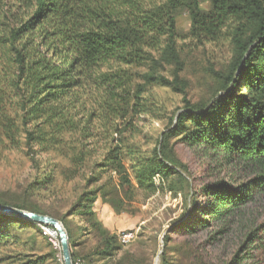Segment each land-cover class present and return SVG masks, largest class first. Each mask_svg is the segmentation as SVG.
Here are the masks:
<instances>
[{"label":"trees","instance_id":"1","mask_svg":"<svg viewBox=\"0 0 264 264\" xmlns=\"http://www.w3.org/2000/svg\"><path fill=\"white\" fill-rule=\"evenodd\" d=\"M182 12L190 20L189 41L226 37L232 55L215 73L212 97L184 99L151 151L143 152L132 141L124 144L132 136L123 137L121 122L152 114L162 121L147 88L186 94L177 30ZM164 63L172 65L171 79L157 72ZM145 67L144 84H136L135 71ZM176 147L203 160V174L190 189L187 212L163 236L164 247L173 232L208 231L207 248L252 208L228 259L197 245L194 260L264 264V215L256 210L264 204V0H0V159L18 152L39 169L27 196L0 199L1 206L57 219L72 264L81 243L70 225L80 217L88 228L82 231L96 240L83 262L109 264L121 244L97 219L95 203L100 197L119 215L137 196L184 191L186 166ZM47 156L53 163L41 161ZM59 182H79L62 212ZM28 195L54 203L40 205ZM41 226L0 213V264H63ZM161 264H170L164 253Z\"/></svg>","mask_w":264,"mask_h":264},{"label":"rangeland","instance_id":"2","mask_svg":"<svg viewBox=\"0 0 264 264\" xmlns=\"http://www.w3.org/2000/svg\"><path fill=\"white\" fill-rule=\"evenodd\" d=\"M177 30L182 37L179 45L182 48L181 57L185 62L182 76L188 83L186 94L174 93L170 89L160 86L147 88L151 89L152 97L156 100L155 108L162 109L160 112L162 121L156 120L157 115L152 114L150 116L134 115L121 122L124 123L123 127H126V131L122 134L123 137L132 136V140H123L124 144H128L126 141H132L133 145L139 147L143 152L151 151L160 132L164 129L167 118L184 105V99L199 103L206 102L212 97L215 88V73L223 71L232 55V46L226 37L204 45L189 41L187 33L190 30V20L186 12H182L178 16ZM147 71L146 67L135 71L136 84H144L141 76ZM157 72L171 79L172 65L164 63L163 68L158 69ZM114 139L116 140L115 145L120 143L119 137L115 136ZM176 151L181 162L186 166V173L182 172L185 178L184 191L176 193L165 191L149 199L137 196L125 205V212L119 215L115 214L109 205L103 203L100 197L95 203L94 212L97 219L110 233L116 236L122 232L133 231L136 233L135 240L129 245H121L122 250L110 262L108 261L109 264H161L163 253L166 254L170 264H195L193 249L197 245L204 247L203 242L209 238L208 231L200 232L195 237L183 236L179 232H173L169 236L171 240L168 242V248H165L163 243V236L178 221L180 216L182 217L187 212L192 198L190 189L200 186L199 179L202 178L203 174V160L198 159L186 148L176 147ZM44 159L47 162L53 161L51 156L44 157L41 161L45 162ZM60 165L66 166V162L61 160ZM37 167L35 163L21 153L9 152L5 154L3 159H0V199L13 202L27 196L25 195L26 186L36 177L39 171ZM78 184L79 182H59L58 189L61 191L59 195L64 193L65 196L64 202L57 204L59 212L66 211L68 203L73 199L72 193L78 188ZM29 200L40 205L54 203L45 199L38 200L37 196H30ZM252 210L251 208L248 211L246 218L236 221L232 225L231 232L221 240L210 244L207 248L204 247L213 258L228 259L236 250L240 242L241 225L248 219H252L250 215ZM256 210L259 214L264 215V204L257 206ZM261 220L260 218L259 221ZM72 223L70 225L71 230L76 233V238L81 243L76 250L78 252L76 261L80 260L83 264H87L86 261L83 262L84 253L96 245V240L92 234L87 235V230L82 231L87 226L80 217H74ZM41 228V235L49 238L62 261L57 236L51 238L48 236L51 229ZM83 233L85 235L81 237L80 234Z\"/></svg>","mask_w":264,"mask_h":264},{"label":"water","instance_id":"3","mask_svg":"<svg viewBox=\"0 0 264 264\" xmlns=\"http://www.w3.org/2000/svg\"><path fill=\"white\" fill-rule=\"evenodd\" d=\"M0 213L14 215L19 218L34 222L38 225L49 226L52 229V231L56 233L57 238L59 240L63 264H72L67 233L63 228L62 224L57 219H54L46 215H39L33 212L24 211L10 206H4V205L1 206V204H0Z\"/></svg>","mask_w":264,"mask_h":264},{"label":"built area","instance_id":"4","mask_svg":"<svg viewBox=\"0 0 264 264\" xmlns=\"http://www.w3.org/2000/svg\"><path fill=\"white\" fill-rule=\"evenodd\" d=\"M136 238V233L133 231L129 232H122L118 235V242L123 245H129L131 242H133ZM75 264H83L82 261L77 260Z\"/></svg>","mask_w":264,"mask_h":264},{"label":"bare ground","instance_id":"5","mask_svg":"<svg viewBox=\"0 0 264 264\" xmlns=\"http://www.w3.org/2000/svg\"><path fill=\"white\" fill-rule=\"evenodd\" d=\"M42 227V226H41ZM48 236H50L51 238H54L56 235V233H54V231H52V229L50 230Z\"/></svg>","mask_w":264,"mask_h":264}]
</instances>
